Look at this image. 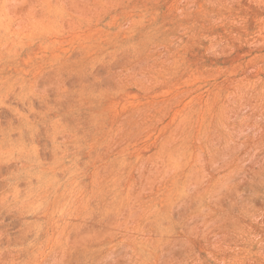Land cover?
I'll return each instance as SVG.
<instances>
[{"label": "rangeland", "instance_id": "rangeland-1", "mask_svg": "<svg viewBox=\"0 0 264 264\" xmlns=\"http://www.w3.org/2000/svg\"><path fill=\"white\" fill-rule=\"evenodd\" d=\"M0 264H264V0H0Z\"/></svg>", "mask_w": 264, "mask_h": 264}]
</instances>
